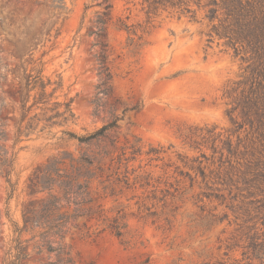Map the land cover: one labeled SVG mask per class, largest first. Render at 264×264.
I'll list each match as a JSON object with an SVG mask.
<instances>
[{"label":"rangeland","instance_id":"rangeland-1","mask_svg":"<svg viewBox=\"0 0 264 264\" xmlns=\"http://www.w3.org/2000/svg\"><path fill=\"white\" fill-rule=\"evenodd\" d=\"M16 1L26 4L13 16L15 0H0V117L16 108L10 96L15 84L10 70L19 64L14 41L25 38L27 26L36 28L59 13L52 18L58 35L52 31L50 38L34 42L22 61L28 68L30 59L41 62L45 77L61 81L54 96L70 101L75 118L66 126L38 128L14 146L13 122L2 123L0 146L15 154L10 176L15 186L11 192L0 176V264L7 262L15 237L13 222L22 226V205L30 199L28 176L65 152L94 159L91 168L100 166L89 189L107 221L87 231L77 228L84 221L78 218L47 245L22 232L25 264H264V178L257 188L231 192L218 178L229 169L243 170L252 147L264 162L258 123L231 115L226 95L237 82L242 83L238 94L247 91L248 63L224 39H209L205 12L160 11L146 25L139 5L109 0L113 18L104 41L113 73L111 94L94 114L97 47L88 28L102 0H37L44 7L31 14L35 0ZM126 17L135 35L116 28L117 19ZM133 106L138 110L122 114ZM114 118H120L118 128L89 144L62 134L85 136ZM115 219L123 228L121 237L106 227Z\"/></svg>","mask_w":264,"mask_h":264},{"label":"trees","instance_id":"trees-1","mask_svg":"<svg viewBox=\"0 0 264 264\" xmlns=\"http://www.w3.org/2000/svg\"><path fill=\"white\" fill-rule=\"evenodd\" d=\"M126 4L133 6L139 5L140 11L145 14V24L151 23L152 19L160 11H175L178 15L194 16L198 11H204V17L211 24L208 32L209 39L217 37L224 39L225 44L231 47L235 56H240L241 60L248 63L247 91L243 88L239 94L237 90L242 83H233L236 88L226 92L230 99L232 107L229 113H237L248 123H258L260 132L257 146L264 149V0H123ZM25 2H17L15 7L10 10L15 16L25 7ZM102 6L101 11L95 12V18L88 28V36H93L92 47H97L94 54L98 84L96 85V97L94 99V114H97L101 106V100L111 94L110 82L113 77L108 57L110 52L105 43L108 26L112 23L113 5L109 0H102L96 4ZM193 5L195 8H192ZM21 6V7H19ZM44 4L37 0L30 2L27 14ZM52 8L57 6L50 5ZM59 15L53 13L42 20L36 28L27 26L24 39L14 41L16 49V58L19 64H16L11 70L15 84L10 96L14 99L16 108L6 111L3 117H0V140L3 139L4 131L1 129L3 122L10 120L13 122L14 133L13 143L16 145L23 137H28L31 132L39 128L40 131L51 129L56 126H66L74 121V114L70 107V101L60 102L54 96L55 92L61 88V81L52 82L50 78L43 75L42 63L30 59L32 66L28 68L22 61L26 53L32 51L34 42L50 38L51 32L55 31L58 35V29L55 28V22L52 18ZM127 19L118 18L115 24L118 30H124L128 34L135 35L133 25L127 24ZM24 22V21H23ZM15 25V20L11 21ZM19 27V26H18ZM145 29V28H144ZM144 33V30H142ZM19 51V52H18ZM28 63V64H29ZM249 82V83H248ZM51 90L48 91V88ZM138 110V106L126 107L125 111ZM255 118V119H254ZM120 118H114L112 121L102 125L99 129L85 136H78L69 131H62V134L68 138L77 140L79 143L89 144L105 136L109 131L117 127V121ZM250 158L245 161L244 169L228 170L223 174L222 179L218 176L223 185L229 189L237 191L257 188L264 173L261 171L264 162L259 160L262 156L260 152L253 149L249 152ZM15 154L8 153L6 148L0 146V176L5 178L8 189L14 191L15 184L11 183V174L14 171ZM98 163L100 162L97 161ZM94 159L85 155L75 159L70 153H63L49 157L44 163L38 164L27 178L26 189L30 199L22 205L21 221L22 226L18 227L13 222L12 233L15 236L10 240L11 245L6 253L7 262L5 264H25L27 246L23 245L20 235L24 231L34 233V237H39L46 245L50 243L52 237L62 238L64 229L70 222L78 218H84V221L77 225V228L89 231L94 225L97 229L105 225L106 218L101 210L92 203L90 185L96 172H102L100 166L91 168ZM240 163L238 162V165ZM241 166V165H240ZM233 168V167H232ZM97 170V171H96ZM102 183V182H101ZM231 190V191H230ZM8 217V216H7ZM98 223V224H97ZM116 236L121 237L123 228L117 220L106 226ZM102 228L98 233L104 231ZM52 249L51 246H48Z\"/></svg>","mask_w":264,"mask_h":264}]
</instances>
